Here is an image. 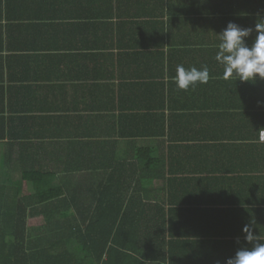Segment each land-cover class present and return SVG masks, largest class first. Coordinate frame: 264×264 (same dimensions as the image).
Returning <instances> with one entry per match:
<instances>
[{
	"label": "crops",
	"instance_id": "0c3cea01",
	"mask_svg": "<svg viewBox=\"0 0 264 264\" xmlns=\"http://www.w3.org/2000/svg\"><path fill=\"white\" fill-rule=\"evenodd\" d=\"M262 19L264 0H0V175L39 161L83 191L153 160L175 235L146 264H225L245 224L264 239V80L224 79L218 34ZM177 66L209 79L177 89Z\"/></svg>",
	"mask_w": 264,
	"mask_h": 264
},
{
	"label": "trees",
	"instance_id": "16d2710c",
	"mask_svg": "<svg viewBox=\"0 0 264 264\" xmlns=\"http://www.w3.org/2000/svg\"><path fill=\"white\" fill-rule=\"evenodd\" d=\"M153 162L117 158L97 186L83 191L39 161L21 167L18 186L13 182L0 199V264H146L157 255L163 260L173 248L164 232L175 235V209H165L143 190Z\"/></svg>",
	"mask_w": 264,
	"mask_h": 264
},
{
	"label": "clouds",
	"instance_id": "9594fccd",
	"mask_svg": "<svg viewBox=\"0 0 264 264\" xmlns=\"http://www.w3.org/2000/svg\"><path fill=\"white\" fill-rule=\"evenodd\" d=\"M253 31L255 37L251 46L245 41ZM220 43L216 53V61L223 66V78L235 77L241 82L253 81L255 78L264 80V19L257 22L254 29L241 28L228 23L218 34ZM177 89L187 90L197 83H207L209 70L207 66L198 70L192 67L186 70L177 66L176 75L172 78ZM253 221L242 228L244 239L250 247H242L225 264H264V239L253 233Z\"/></svg>",
	"mask_w": 264,
	"mask_h": 264
},
{
	"label": "rangeland",
	"instance_id": "374dc122",
	"mask_svg": "<svg viewBox=\"0 0 264 264\" xmlns=\"http://www.w3.org/2000/svg\"><path fill=\"white\" fill-rule=\"evenodd\" d=\"M12 167H10V170L7 171L6 173H4V175H0V199L2 200L4 198L5 200V195H6V191H5V185L3 184L4 181L6 180H16V179H19V172L18 171H15L13 172L12 170ZM1 172V170H0ZM14 186L15 188L18 186H16V182H14Z\"/></svg>",
	"mask_w": 264,
	"mask_h": 264
},
{
	"label": "built area",
	"instance_id": "2783aa9c",
	"mask_svg": "<svg viewBox=\"0 0 264 264\" xmlns=\"http://www.w3.org/2000/svg\"><path fill=\"white\" fill-rule=\"evenodd\" d=\"M259 140L264 141V131L259 132Z\"/></svg>",
	"mask_w": 264,
	"mask_h": 264
}]
</instances>
